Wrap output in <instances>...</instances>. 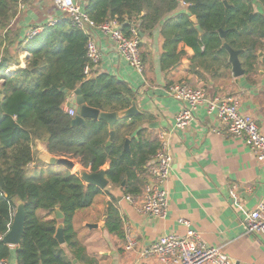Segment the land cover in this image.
Wrapping results in <instances>:
<instances>
[{"label": "trees", "instance_id": "16d2710c", "mask_svg": "<svg viewBox=\"0 0 264 264\" xmlns=\"http://www.w3.org/2000/svg\"><path fill=\"white\" fill-rule=\"evenodd\" d=\"M23 1L26 0H0V258L10 257L11 246L1 238L11 228L18 202L23 201L26 223L22 241L16 247L18 264L94 261L77 238L73 218L77 210L90 207L102 190L85 182L68 166L67 172L53 174L45 180L27 179V168L35 162L43 163L35 150L37 141L44 142L49 153L75 159L78 166L92 172L100 171L110 161L108 179L114 185H122L126 195L133 196L142 191L143 174L159 148V141L140 131L131 138L130 152L124 149L129 130L136 128L145 114L120 120L109 146L106 144L111 128L106 121L87 119L84 125H72V116L65 105L75 90L81 89L88 105L105 112L128 108L134 92L126 82L109 73L86 77L89 35L68 17H62L55 25L48 22L21 25L25 19L18 16ZM183 1L187 8L181 10ZM227 2L85 0L83 7L96 23L119 18L128 34L133 23L141 36L151 35L160 28L164 68L177 65L184 54L183 50L177 52L180 42L192 47L196 56L211 57L221 66V55L228 52L223 43L228 42L235 49H244L240 60L245 70L251 72L262 44L259 39L243 37L254 23V19L250 21L251 8L246 0ZM192 15L197 16L205 30L202 35L192 22ZM220 28L227 31L225 38H221ZM34 29L39 31L29 37L27 32ZM236 40L241 41L239 46ZM12 67L16 70L10 72ZM56 208L64 213L65 246L55 238L59 221L39 214L40 210L55 213ZM106 215V229L123 238V220L114 203L108 204Z\"/></svg>", "mask_w": 264, "mask_h": 264}, {"label": "crops", "instance_id": "0c3cea01", "mask_svg": "<svg viewBox=\"0 0 264 264\" xmlns=\"http://www.w3.org/2000/svg\"><path fill=\"white\" fill-rule=\"evenodd\" d=\"M246 1L251 8L250 21L254 19V23L251 25L252 32L243 33V37L259 39L262 44L257 51L254 69L239 77L232 73L228 52L221 55L223 64L219 66L211 57L196 56L194 49L184 42L177 46V52L185 51L177 65L164 68V39L160 35V28L151 35H140L145 65L143 73L119 54L111 39L103 34L94 35L102 52V60L93 75L109 73L126 82L134 92L133 99L145 114L136 128L129 130L126 139H130V143L131 138L137 137L140 131L150 139L159 141V132L173 126L176 115L183 108V103L168 92V87L175 82L203 87L210 98L235 96L239 100V110L252 116L264 134V37L259 35L264 34V2ZM186 8L183 4L179 7L181 10ZM52 13V17L61 14L56 9ZM50 18L47 19L45 15L40 19L35 12L28 11L23 18L26 23L22 21L21 25L33 21H36L35 24L47 23ZM240 44L241 41L236 40V45ZM22 66H25V62ZM15 70L16 67H12L10 72ZM65 108H68V102ZM151 123L154 127H151ZM140 126L142 129H139ZM169 138L173 167L167 182V216L157 218L141 214L136 206L139 195H126L122 185L110 182L90 207L79 209L74 215L77 238L94 261L76 259L77 262H74V259L73 264H174L170 259L146 255L145 251L161 236L169 233L186 236L189 228L199 232L204 243L226 253L232 264H264V234L249 233L244 226L248 214L264 198V164L243 139L228 135L227 126L214 112H209L206 103L199 105L187 128L172 131ZM35 150L38 156L49 152L46 144L40 140ZM71 161L77 162L75 159ZM109 167L110 161L102 168ZM66 169L67 166L60 165L61 171ZM127 196L133 200L127 199ZM110 202L120 211L123 238L111 234L105 227L106 207ZM39 214L56 218V213L44 210H40ZM180 218L188 220L190 225L181 223ZM88 224H96L97 227H89ZM129 238L136 241L132 249H127ZM10 246L8 260L10 264H18L17 246Z\"/></svg>", "mask_w": 264, "mask_h": 264}, {"label": "built area", "instance_id": "2783aa9c", "mask_svg": "<svg viewBox=\"0 0 264 264\" xmlns=\"http://www.w3.org/2000/svg\"><path fill=\"white\" fill-rule=\"evenodd\" d=\"M60 16L49 19V25L59 23L66 16L78 28L89 35L86 46L88 63L84 68L86 77H91L102 60L101 49L94 39V35L103 34L113 41L119 54L124 57L137 71L144 72L145 65L141 49V37L138 27L132 24L129 34L125 31V24L114 17L103 23L92 20L83 7L82 0H53ZM186 6V2H182ZM39 29L30 30V37ZM169 94L183 103V108L175 117L171 128L159 132V148L149 161L144 172V184L136 202L138 211L146 216L165 218L169 210V191L167 182L171 176L173 156L169 150V137L176 129L187 128L195 117L200 104L206 103L209 112H214L218 119L227 126L228 135L232 138L243 139L257 159L264 164V134L256 120L239 110V100L232 95L210 98L203 87L191 86L185 82H175L168 87ZM74 92L72 93V95ZM69 98L67 99V102ZM74 117L75 110L66 109ZM127 199H132L127 196ZM133 200V199H132ZM179 221L187 226L188 220ZM249 233L264 234V198L251 211L244 221ZM136 244L129 238L127 249ZM146 255H154L163 260L170 259L174 264H232L231 258L220 248L209 246L203 242L199 232L189 228L186 236L169 233L154 241L145 251ZM0 264H10L6 258H0Z\"/></svg>", "mask_w": 264, "mask_h": 264}, {"label": "water", "instance_id": "95a60500", "mask_svg": "<svg viewBox=\"0 0 264 264\" xmlns=\"http://www.w3.org/2000/svg\"><path fill=\"white\" fill-rule=\"evenodd\" d=\"M224 2L227 4V0H224ZM192 22H194L195 27L199 31V34L202 35L205 30L204 28L198 23V19L196 15L191 16ZM219 33L221 38H225L227 35V31L220 28ZM223 47L228 51L229 53V61L232 65V73L235 77L242 76L246 73L245 68L242 65V62L240 60V54L243 50L241 49H235L233 48L228 42L223 43ZM262 53H260V56ZM68 92V90H65ZM131 98V97H130ZM68 106L75 110V116L72 117V125H84L86 123L87 119H101L106 121L110 128H111V136L110 139L107 141V146L111 145L115 136H116V130L115 125L120 121L124 119H130L132 117H136L138 115H142L141 110L139 109L138 103L135 99H131V105L128 108H125L120 111H111V112H105L101 111L98 108L92 107L88 105L85 102V98L82 94L81 89L75 90L74 94L69 96ZM151 127H154L151 123ZM139 129H142L140 126ZM124 149L129 151L130 148V139H126L124 144ZM38 159L41 160L43 163L53 166V165H65L69 168L75 170L78 172L82 179L87 182L88 184H94L98 186L101 190L105 189L109 183L110 180L107 177V168H102L98 172H92L87 169L80 168L76 166V163L74 161H71L69 159L60 158L56 155H53L49 152L41 153L38 156ZM56 220L59 221V223L56 226V234L55 238L58 240V242L61 245L66 244V238H65V224L62 222L64 219V213L61 211L60 208H56ZM25 223H26V208L23 201H19L18 205L16 207L13 222L11 225V228L9 231L2 236V241L4 243H7L9 245L18 246L22 241V236L25 231ZM89 227L96 226V224H88ZM74 262H77L75 259Z\"/></svg>", "mask_w": 264, "mask_h": 264}, {"label": "rangeland", "instance_id": "374dc122", "mask_svg": "<svg viewBox=\"0 0 264 264\" xmlns=\"http://www.w3.org/2000/svg\"><path fill=\"white\" fill-rule=\"evenodd\" d=\"M41 7L45 9L43 10ZM54 9L55 8H54V4L52 0H26V1L21 2L20 4V14L18 18L23 19L27 15L28 11L35 12L40 19L43 18L45 15L46 17L49 18L53 14L52 12L54 11ZM35 22L36 21H33V24H35ZM24 58L25 56L21 57L22 60H24ZM37 163L38 164L32 165V167L30 166L29 168H27L25 172V177L27 179L45 180L53 174L62 173V172L65 173L68 170L66 169V171H61L60 165L50 166L45 163H40V162H37Z\"/></svg>", "mask_w": 264, "mask_h": 264}]
</instances>
